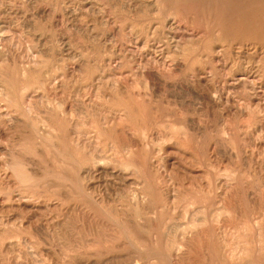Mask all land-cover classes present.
<instances>
[{
	"label": "rangeland",
	"instance_id": "374dc122",
	"mask_svg": "<svg viewBox=\"0 0 264 264\" xmlns=\"http://www.w3.org/2000/svg\"><path fill=\"white\" fill-rule=\"evenodd\" d=\"M0 264H264V0H0Z\"/></svg>",
	"mask_w": 264,
	"mask_h": 264
},
{
	"label": "bare ground",
	"instance_id": "6f19581e",
	"mask_svg": "<svg viewBox=\"0 0 264 264\" xmlns=\"http://www.w3.org/2000/svg\"><path fill=\"white\" fill-rule=\"evenodd\" d=\"M136 68V67H135Z\"/></svg>",
	"mask_w": 264,
	"mask_h": 264
}]
</instances>
